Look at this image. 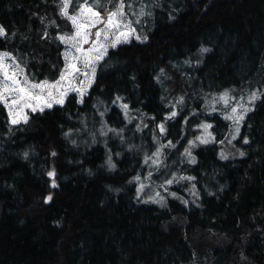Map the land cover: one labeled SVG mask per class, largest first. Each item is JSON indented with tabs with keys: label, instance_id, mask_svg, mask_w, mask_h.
<instances>
[{
	"label": "trees",
	"instance_id": "1",
	"mask_svg": "<svg viewBox=\"0 0 264 264\" xmlns=\"http://www.w3.org/2000/svg\"><path fill=\"white\" fill-rule=\"evenodd\" d=\"M125 2L151 13L137 24L148 39L109 49L83 104L71 93L64 106L30 112L18 126L0 105V264H264V99L242 124L245 156L222 160L216 143L200 144L192 149L197 162L184 158L174 170L196 178L170 186L187 205L163 192L165 207L144 203L148 194L138 200L134 180L146 176L144 156L156 150L157 125L181 92L237 95L250 85L264 92V0ZM58 3L0 0V24L10 33L0 51L21 56L40 80L58 78L64 66L63 45L52 38L71 25ZM184 61L194 63L192 81L177 66ZM117 96L131 123L113 104ZM102 122L121 135L101 136ZM53 169L56 187L47 175Z\"/></svg>",
	"mask_w": 264,
	"mask_h": 264
},
{
	"label": "snow or ice",
	"instance_id": "2",
	"mask_svg": "<svg viewBox=\"0 0 264 264\" xmlns=\"http://www.w3.org/2000/svg\"><path fill=\"white\" fill-rule=\"evenodd\" d=\"M133 7L125 0H115V2L114 0H107L106 4L102 3L101 0H80L78 3L77 0H59L57 4L58 15L70 21L72 30L70 32L57 31L52 38L54 42H58V46H64L62 52L64 66L59 69V76L56 79H37L34 73L30 74L28 72L27 65L21 56L14 54L12 51H0V105H3V108L7 110L9 124L11 126H18L21 123L27 124L29 122L28 110L31 113H44L46 109H52L54 106H64L71 93L76 94L74 99L77 103L83 104L85 96L89 94V90L97 80L98 67L101 62H105V58L109 55V49H116L121 44L130 43L132 37L140 42L148 39L146 35L141 37L133 24L140 23L139 17L151 15V13L145 11L146 5L142 6L138 13L132 10ZM70 9L72 10L70 11ZM131 16H137L135 22L130 18ZM41 20L43 21V18ZM56 26L58 29L59 25ZM9 35V30L0 24V38L6 39ZM11 35L14 37L15 33H11ZM42 39L49 40L47 31L44 32ZM209 51L208 48L200 49L201 53ZM199 62L197 61L198 64ZM185 63H190V61ZM164 71V69H160V74L156 77L158 82L161 76L164 75ZM261 99H264V92L259 90L251 91L246 102L243 96L237 99L235 96H231L229 91L220 94L218 99H214L211 111L216 112L218 110L216 105L222 103L223 118L231 122V138L229 139L226 136L225 139L217 141L216 136L211 131L213 124L200 123L196 125L200 135L188 141V147L184 149L182 155L187 157L190 163L195 164L197 161L191 151L192 148L200 144L208 145L210 143L221 145L227 143L231 145L232 141L241 136V125L244 123L247 114L255 110L256 101ZM123 100V97L117 96L113 100V104L119 102V106L123 109L125 116L128 117L129 105L124 103ZM183 103L184 97L180 96L171 107L178 109V106ZM178 114V110H171L164 117V120L157 125L162 136L167 134L166 122L175 119ZM99 115L103 117L104 112H100ZM192 115H197V113L194 112ZM152 119L155 120V117H152ZM129 123H131L130 118ZM187 123H189V120L186 117L185 124ZM147 126L146 124L143 125V127ZM137 130H141L140 125L137 126ZM74 131V129L69 128L64 133L65 137L70 138ZM109 132L115 133L117 136L121 135V130L108 128L102 122L100 135L107 136ZM92 142L96 143L95 138ZM72 143L75 144L76 141L73 140ZM157 143H159V147L156 148L155 152H152L151 155L145 154L144 164L150 165V167L159 171L162 167H168L164 163L165 149H175L176 144L171 140L167 141V144L160 141H157ZM243 143H249L248 137L243 138ZM23 155L27 159L28 153L25 152ZM52 155L56 156V153L53 152ZM239 155L243 157L245 152L240 151ZM228 158L229 155L221 149L220 159L227 160ZM106 163L109 169L116 167L110 155ZM47 175L53 178L52 186L56 187L55 169L49 171ZM151 177L152 172L150 171L148 179H151ZM195 179L193 176H178L176 173H171L170 177H165L160 187L167 192L168 187L174 183L181 180L193 181ZM134 180L139 182L141 177L136 176ZM145 187H147L145 184L139 183L137 188L138 200ZM193 188H195V185H193ZM169 194L173 198L181 199L187 205L188 201L178 197L177 193L171 192ZM51 199L52 197L48 196L45 203L51 201ZM143 202L156 203L161 207H165L167 204L166 197L161 195L159 191Z\"/></svg>",
	"mask_w": 264,
	"mask_h": 264
},
{
	"label": "rangeland",
	"instance_id": "3",
	"mask_svg": "<svg viewBox=\"0 0 264 264\" xmlns=\"http://www.w3.org/2000/svg\"><path fill=\"white\" fill-rule=\"evenodd\" d=\"M130 18L134 22L137 19V17H136V19H133L132 16ZM139 20H140V17H139ZM69 23H70V21H69ZM140 23H141V20H140ZM140 23H138V24H140ZM70 25H71V23H70ZM133 26L137 29V33L141 37L146 35V33L143 32L144 28L141 27L142 29H139L137 27L136 23H134ZM71 30H72V25H71ZM131 40H135L137 42H140V41L136 40L134 37H132ZM146 41H144V42H146ZM124 44H126V43H124ZM63 50H64V46H63L62 52H63ZM185 62L186 61L180 63L177 66H178L181 74L183 76L185 75L189 80L192 81L194 77H193V74L191 71L194 70V65H193L194 63L192 61H190V63H185ZM168 77L171 78L169 75H168ZM163 86L167 87V84L163 83ZM253 90H258L257 86H251L250 85L249 87L245 88L243 91L238 93L237 95L232 94L230 91H229V94L231 96H235L237 99H239L241 96H243L245 98V102H246L248 94ZM225 91H228V90H225ZM225 91H222L220 93H217V92H214V93H209V92L197 93V92H194V90H191L190 94L186 95L185 97L182 95V92L179 94V96L177 97V100L180 96H183L184 97V103L182 105H179L178 109H173V110L179 111L178 115H179L180 119L178 120V122H176L174 124H172L174 122L172 120H169L170 122L167 121V123L165 124V127L167 129L168 135L166 134V135L162 136L159 132V137H160L159 141L160 142L167 144V141L171 140L173 143L176 144V148L175 149L166 148V150H168L172 153L169 156H166V154H165L164 163L168 166L167 168L162 167L159 171H157V170L153 169L152 167H150V165H148L146 176L142 177L141 180L138 182V187H139V183H143L147 186V187H145L144 191L142 193H140V195L148 194V197H150V196H154L157 191H159L161 193V195L163 193L174 192L173 190H171L170 186L168 187V191L165 192L164 189L160 187L162 182L161 183L159 182V177L156 180L153 179V177H151V179H148V174L150 171L152 173H159V175H161V178L164 179V176H165L164 173L171 175V173H173L175 169L180 168V162L184 158H185V161L190 164L188 158L183 156L182 154L184 152V149L186 147H188V141L194 139L195 136L200 135V131L197 130L196 125L203 123V122L213 124V128L211 129V131L216 136L217 141L225 139L226 136L229 139L231 138V135H230V128L232 127L231 122L227 121L223 118V111H222L223 105H222V103L216 105V108L218 109L216 112L211 111V106L213 104L214 99H218L220 94L224 93ZM259 91H261V90H259ZM28 111H29V113L31 112L30 110H28ZM229 111H230V109H229ZM194 112L197 113V115H192V113H194ZM186 117L189 120V123H187V124H185V118ZM127 121L129 122L128 117H127ZM170 124H172V125H170ZM241 127H242V125H241ZM158 130H159V128H158ZM165 136L167 138L165 140H163ZM244 137H246V136L241 135L240 137L237 138V140L232 141L231 145L227 144V143H225L224 145L216 143L219 147V155H220L221 149H223L229 155V157L239 156L240 151L245 152V145H247V144L243 143ZM155 144H157V147H159V143L155 142ZM192 149H191V151H192ZM153 152H155V150ZM175 162H178V164L175 168H173ZM176 174H178L180 176V174L178 172ZM181 175L187 176V175H184V173H182ZM188 193L191 194L192 192H188ZM148 197L146 199H148Z\"/></svg>",
	"mask_w": 264,
	"mask_h": 264
},
{
	"label": "bare ground",
	"instance_id": "4",
	"mask_svg": "<svg viewBox=\"0 0 264 264\" xmlns=\"http://www.w3.org/2000/svg\"><path fill=\"white\" fill-rule=\"evenodd\" d=\"M93 123H94V121H93ZM209 244V243H208ZM210 246V245H209ZM199 248V247H198ZM203 248V247H202ZM197 249V248H196ZM198 250V249H197ZM200 250V249H199ZM204 252H205V250H204ZM205 254V253H204Z\"/></svg>",
	"mask_w": 264,
	"mask_h": 264
}]
</instances>
